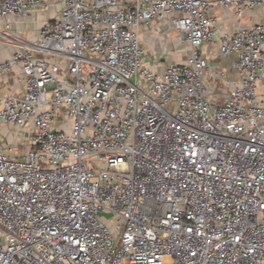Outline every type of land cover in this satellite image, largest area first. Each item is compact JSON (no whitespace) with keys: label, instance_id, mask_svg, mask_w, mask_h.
I'll list each match as a JSON object with an SVG mask.
<instances>
[{"label":"built area","instance_id":"built-area-1","mask_svg":"<svg viewBox=\"0 0 264 264\" xmlns=\"http://www.w3.org/2000/svg\"><path fill=\"white\" fill-rule=\"evenodd\" d=\"M50 6L0 62V264H264V22L218 32L211 13L264 0H0V17ZM154 21L184 59L146 63Z\"/></svg>","mask_w":264,"mask_h":264},{"label":"crops","instance_id":"crops-1","mask_svg":"<svg viewBox=\"0 0 264 264\" xmlns=\"http://www.w3.org/2000/svg\"><path fill=\"white\" fill-rule=\"evenodd\" d=\"M209 1L212 2L213 0ZM134 3L135 0H127L128 6H133ZM57 9V6H50L46 10L34 9L24 16L0 17V62L9 60L15 51L21 48V44L34 42L42 23L49 20ZM211 13L216 17L218 32L230 33L239 26L249 27L264 22V7H256L243 14H239L237 8L233 6L226 9H213ZM140 38L146 53V63L149 65L153 59L165 65L184 59L188 54L186 51L187 44L177 40L165 23L154 21L147 33L141 32ZM201 50L204 52L211 69L225 68L232 60L229 57H218L215 44H204ZM10 84L13 88L14 86L19 87L15 77H11ZM12 141H14L12 138H7V142Z\"/></svg>","mask_w":264,"mask_h":264},{"label":"rangeland","instance_id":"rangeland-1","mask_svg":"<svg viewBox=\"0 0 264 264\" xmlns=\"http://www.w3.org/2000/svg\"><path fill=\"white\" fill-rule=\"evenodd\" d=\"M264 90V89H263ZM0 135H1V132H0ZM4 140H7V137H5V138H3ZM103 216H105L106 218H109V217H111V215L110 214H102Z\"/></svg>","mask_w":264,"mask_h":264}]
</instances>
